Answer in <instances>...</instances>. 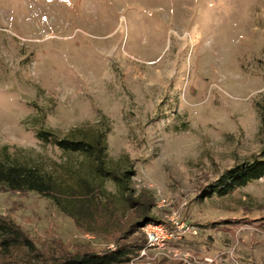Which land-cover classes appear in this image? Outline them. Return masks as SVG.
Segmentation results:
<instances>
[{
	"label": "rangeland",
	"instance_id": "rangeland-1",
	"mask_svg": "<svg viewBox=\"0 0 264 264\" xmlns=\"http://www.w3.org/2000/svg\"><path fill=\"white\" fill-rule=\"evenodd\" d=\"M263 100L264 0H0V160L75 185L89 159L38 132L101 133L105 168L132 171L127 195L173 236L147 247L142 225L145 246L126 264H264V176L207 196L263 150ZM101 187L122 218L98 216L94 231L35 192L1 188L0 215L48 262L110 249L137 215L115 183Z\"/></svg>",
	"mask_w": 264,
	"mask_h": 264
},
{
	"label": "trees",
	"instance_id": "trees-1",
	"mask_svg": "<svg viewBox=\"0 0 264 264\" xmlns=\"http://www.w3.org/2000/svg\"><path fill=\"white\" fill-rule=\"evenodd\" d=\"M260 132L264 137V100L258 105ZM41 140L52 143L67 154H82L89 159L90 168L86 176L75 175V185L58 180L38 165L11 160L4 155L0 160V189L12 192H35L49 198L66 215L75 222L87 219L88 230H93V221L100 216L113 220L122 218L117 215L114 197L103 191L104 180L115 183L127 205L136 211L135 220H126L127 226L113 240L114 247L102 251L82 250L66 251L52 264H126L130 256L145 246L143 235L136 236L139 228L155 219L150 215V203L144 197L132 199L128 182L132 171H116L104 166L106 156L105 137L98 133L85 139H58L51 133L39 131ZM264 176V148L257 158L228 169L208 188V195L223 196L235 188L243 187ZM97 192L100 194L98 195ZM125 193V195H124ZM103 200V201H102ZM98 210V211H97ZM98 212H103L101 215ZM99 216V217H98ZM96 218V219H95ZM121 220V219H120ZM82 224V223H81ZM35 242L11 218L0 215V264H49Z\"/></svg>",
	"mask_w": 264,
	"mask_h": 264
},
{
	"label": "built area",
	"instance_id": "built-area-1",
	"mask_svg": "<svg viewBox=\"0 0 264 264\" xmlns=\"http://www.w3.org/2000/svg\"><path fill=\"white\" fill-rule=\"evenodd\" d=\"M167 201L163 198L160 199V204H166ZM142 230L145 231L146 234V242L147 247L152 248H164L169 240L172 238V234L169 233L166 229L161 227V225H156L152 223L144 224ZM186 230L190 233L195 234L196 231L193 228H186ZM184 231V229H183Z\"/></svg>",
	"mask_w": 264,
	"mask_h": 264
}]
</instances>
